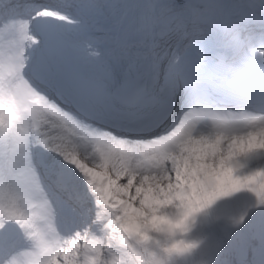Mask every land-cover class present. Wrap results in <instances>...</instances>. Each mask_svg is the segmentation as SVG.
<instances>
[{"label":"rangeland","instance_id":"374dc122","mask_svg":"<svg viewBox=\"0 0 264 264\" xmlns=\"http://www.w3.org/2000/svg\"><path fill=\"white\" fill-rule=\"evenodd\" d=\"M31 1L21 10L28 11L29 14L38 10L33 6L38 5L40 0H36V4L35 0ZM52 1L47 2L53 3ZM174 1L152 0L160 6V11L154 17H146L144 26L148 28L155 25L163 30L167 27L170 18L175 16L176 19L182 18L181 15L173 14L179 13L183 8L174 4ZM189 1L192 0H184L185 3ZM97 2L98 0L96 2L85 0L84 5L79 3L75 7L82 6L92 14L89 18L93 20L92 25L96 26L92 27L89 23L87 26L92 27L94 35L98 33L96 36L106 38L114 34L108 31L113 27V22L95 12L92 5ZM121 2L134 4L143 0H121ZM173 4V7L178 8L176 11L171 9V14L170 11L161 12L164 7L169 8ZM235 5L237 4H232ZM14 7L10 8L12 12L19 10ZM213 13L216 14L215 11ZM12 14L0 17L2 27L6 24L1 22L9 18H27L26 22L28 21V14ZM28 34L25 36L27 37ZM24 35L22 42L26 44L27 39ZM117 50L114 48V51ZM237 138L236 145L223 144L219 151L188 150L184 156H179V152L171 151V155L163 158L152 157L150 160L155 163L154 171L144 166L150 162L145 160L143 166H137V176L126 172L123 168L127 166L126 159L121 161L122 167L117 161L120 167L111 168L112 173H116L111 174V178L114 198H119L123 204L110 216L103 233L94 239L92 247L97 249L96 253L83 256L82 252L78 251L84 240L82 238L75 243L69 253L64 249L60 250L59 255L54 253L51 256L53 262H57L56 264H160L159 255L166 253L177 262L212 264L218 253L236 248V238L239 233H246L249 241L256 236L264 243V144L260 140L264 138V132L255 129L251 132L239 133ZM199 147L198 144L197 149ZM126 149L119 154L123 155L121 157L132 156L133 150L129 147ZM70 152L73 151H68L65 155ZM80 158L86 162L85 155L80 154ZM155 159L159 160L156 162ZM94 164L90 163L93 168L96 167L97 172L101 170L107 172L108 168L104 170V167ZM255 165H257L256 170ZM130 175L134 176L130 178ZM162 177H165V180ZM87 208V206L81 208L83 223L86 219L87 222L90 219ZM4 213L13 219L4 201L0 199V216ZM233 218L243 221L240 229L232 227ZM138 219L142 220L141 224H135ZM253 226L255 231H252ZM34 230L37 229L26 228L28 234L33 233ZM114 238L112 244L111 240ZM101 253L108 262L102 260Z\"/></svg>","mask_w":264,"mask_h":264},{"label":"snow or ice","instance_id":"6c2138e0","mask_svg":"<svg viewBox=\"0 0 264 264\" xmlns=\"http://www.w3.org/2000/svg\"><path fill=\"white\" fill-rule=\"evenodd\" d=\"M33 7L44 18H49L66 6L58 2ZM258 20L261 30L247 31V35H242L239 26H233L231 43L238 55L247 48L257 58L264 83V17ZM173 29L186 37L188 24L181 21ZM29 31L31 35L25 37L29 41L25 54L20 55L18 43L17 53L8 64L17 88L25 95L36 93L44 97L78 121L100 125L99 131L108 130L120 139L140 138L156 134L174 116L179 122L191 114H222L220 109L201 99L193 77L191 44L178 45L170 53L154 52L149 58L134 52L126 36L112 42L94 35L87 24L79 22L66 28L38 19ZM70 34L82 41L87 55H81V49L71 45ZM101 46L109 59L115 58L113 46L119 49V58L127 62L128 73L121 84L120 95L112 105L97 108L84 103L72 86V60L75 57L78 63L87 65V57H98ZM147 98H152L154 103H145ZM259 104L264 105V88ZM36 155L42 156V153L34 151L31 144L24 146L14 140L9 146L7 135L0 137V186L18 188L34 181L39 176L35 169ZM242 225L243 221L233 218V228L240 229ZM236 240V250L246 259L251 258V264H257V261L264 264V246L257 248L251 244L246 233H239ZM31 248L26 229L12 219L0 216V264H19L22 253Z\"/></svg>","mask_w":264,"mask_h":264},{"label":"bare ground","instance_id":"6f19581e","mask_svg":"<svg viewBox=\"0 0 264 264\" xmlns=\"http://www.w3.org/2000/svg\"><path fill=\"white\" fill-rule=\"evenodd\" d=\"M207 1L213 4H226L232 6V4L236 3L237 0H233V2L232 0ZM16 5H21V0L17 2ZM55 15L64 16L67 21L68 27H72L73 25L78 23L72 22L66 14L59 13ZM1 24L6 25H4L3 27L0 26V73L4 74V72L7 71V75L4 78L3 84L0 86V137H4L5 135H7L9 146L13 144L14 140L16 142L22 143L24 146H27L32 143L33 139L31 138L30 140H27V130L26 126L24 125V120L17 113V109H19V107L23 105L25 94L18 93L19 89L17 88L16 80L10 72L8 64L10 62V58L14 57L17 53L18 43L19 53L21 49L24 50V53H20V55L23 56V54H25V50L27 49V47H25L24 41L22 42V36L25 33L29 32L30 24L28 23V21L26 22V18L20 19V17H15L12 19L9 18L8 20L3 21V23L1 22ZM256 26H259V24ZM2 30H5L6 32L2 33ZM78 41L80 42V40ZM245 49L248 50L247 48ZM257 51H259V49H257ZM88 61L89 63L86 66L89 70H93L94 73L100 75L105 80L111 81L113 79L114 70L104 59L100 58V66L99 62L94 59H91V57L90 59H88ZM98 70L100 71L97 72ZM40 101L41 106L48 105L51 108L48 109L51 111L42 110L43 112L41 113V116L44 121H48L46 125L52 123L54 124V126H56L58 121H63L64 126H66L69 131L73 130V132H68L69 135H72L68 137H66L67 135L63 136L57 133V138L60 141H63V145H61V148H67V144L73 143L74 147L78 146L80 149H86L87 146L89 148L90 144L91 146H93L94 141H96V143L100 147L99 155H102V158L104 160L103 163H106L107 166H111L110 168L113 169L123 166L121 161L126 159L127 166H123V168L126 172H131V174H134L136 176L137 166H143V161H150L149 164H146L144 166L154 170L155 163L150 160V158L161 156L162 149H169L170 147H174L176 144H179L180 142L184 141L188 136L191 138H195V140L193 141V146H195V149H197L198 144L200 145L198 141L204 139L208 141V143L206 144V146H203V148H207L212 151L216 150L217 148H221V144L223 142V140L216 138V135H223L225 132H238L236 130L240 129V126L245 127L246 125H248V123L252 121V118H247L242 123L243 118L234 117L232 122H227L222 112L221 115L217 116H212L207 113L191 114L177 123L176 129L173 131V134H176L174 137V141L170 140V134H164L162 135V141H159L160 144H149L145 146L149 148L148 150L141 151V145L130 144L125 141H120L118 139L108 136L106 133L103 132H95L94 130L89 129L87 126L70 116L68 113L57 109L54 105L49 104L46 100H43L41 96ZM191 120L193 121L192 126L186 128L187 122ZM259 124H264V117L260 119ZM79 133L86 135H84V138L86 139L85 142L78 143L77 141L69 138L75 137ZM31 134L35 133H30V135ZM165 138L169 139L166 141ZM235 142L237 141L235 140ZM161 144L167 146L164 147ZM127 147L133 150V154L130 151L129 152L134 158L132 156H128L126 158L121 157L123 155H119L122 154L124 150H127ZM99 155L93 156L92 158H99ZM91 161L92 160H89V162ZM117 161H119L120 166L117 164ZM77 163H81L80 160L77 159ZM82 167L84 168L85 172L86 169L90 171L93 174L94 181L99 184L96 190V195L97 191L100 190L101 192L102 190L106 189V186L101 187L102 183L99 182L100 174L97 171L91 168L90 165H83ZM35 169L37 170V167H35ZM32 175L35 176V171L32 172ZM134 175H130V178ZM121 176L124 177V174L121 173ZM41 182L42 179L41 175L39 174V176L34 181L23 184L18 188H8L0 186V199L4 201L5 206L7 207L9 212H11L10 214L11 216H13V220L17 224L22 225L24 229L28 227L37 229L36 231L34 230L33 233L30 234V237L33 242L39 241L41 239V234L38 229L39 217H44L46 214L49 213V211H47L45 208L39 207V200H37V198H32L29 195L30 191L33 190V186L41 187ZM41 204H43V202ZM26 207H28V209ZM51 253L52 251L40 257L35 253H27L24 251L21 255L19 264H46L47 262H49L48 259Z\"/></svg>","mask_w":264,"mask_h":264},{"label":"clouds","instance_id":"9594fccd","mask_svg":"<svg viewBox=\"0 0 264 264\" xmlns=\"http://www.w3.org/2000/svg\"><path fill=\"white\" fill-rule=\"evenodd\" d=\"M92 7L99 16L113 22V27L108 31L114 34L107 36V40L114 42L117 37L126 36L134 52L149 58L154 52L170 53L178 45L191 44L193 77L204 103L220 110L264 111V105H257L252 93L244 98L225 87L230 74L222 71L221 63L225 59L229 63L236 62L230 38L223 39L228 36L226 26L229 24L237 26L245 17L250 19L264 17V4L248 2L230 6L192 0L185 4L179 13H173L181 15L188 24L186 37L184 33L177 32L173 28L162 30L155 25L148 28L144 26L146 17H154L160 11V6L152 0H143L134 4L123 3L121 0H111V2L98 0ZM169 10L172 11L171 8ZM213 11L217 13L215 18L211 16ZM194 23L195 28H193ZM245 29L260 31L261 26L246 25ZM205 49L216 51L214 55L209 56L205 54ZM225 51H228L229 55L226 56Z\"/></svg>","mask_w":264,"mask_h":264},{"label":"trees","instance_id":"16d2710c","mask_svg":"<svg viewBox=\"0 0 264 264\" xmlns=\"http://www.w3.org/2000/svg\"><path fill=\"white\" fill-rule=\"evenodd\" d=\"M251 244L255 245L258 248V245L251 242ZM160 264H174L169 256H163L159 260ZM251 258L246 259L244 255L237 251L236 249L222 251L217 262L214 264H250ZM183 264H193L190 262H185Z\"/></svg>","mask_w":264,"mask_h":264}]
</instances>
